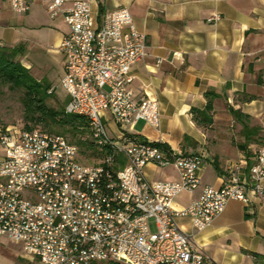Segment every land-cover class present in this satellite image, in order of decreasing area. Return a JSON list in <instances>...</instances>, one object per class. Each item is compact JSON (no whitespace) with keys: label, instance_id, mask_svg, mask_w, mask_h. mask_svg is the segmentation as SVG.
<instances>
[{"label":"built area","instance_id":"2783aa9c","mask_svg":"<svg viewBox=\"0 0 264 264\" xmlns=\"http://www.w3.org/2000/svg\"><path fill=\"white\" fill-rule=\"evenodd\" d=\"M7 1L19 14L39 1L51 19L63 18L68 27L59 46L65 112L83 116L97 147H109L112 154L86 165L78 147L63 135L14 128L0 133V236L19 243L39 264H214L176 219L188 217L201 231L229 200L248 204L249 194L264 196V146L251 164L230 162L221 187L205 185L189 205L174 209L179 194L201 186L204 155L166 156L162 144L131 133L138 120L158 127L160 111L155 99L133 97L131 69L145 59L147 39L130 12L117 8L98 19L87 0L68 6V0ZM105 112L117 128L113 136ZM115 155L125 163L112 172ZM148 164L172 165L179 181H147L143 170Z\"/></svg>","mask_w":264,"mask_h":264},{"label":"crops","instance_id":"0c3cea01","mask_svg":"<svg viewBox=\"0 0 264 264\" xmlns=\"http://www.w3.org/2000/svg\"><path fill=\"white\" fill-rule=\"evenodd\" d=\"M87 1L98 19L105 11L126 8L137 31L146 36L147 55L132 67L130 87L135 100L147 96L158 102L160 122L153 127L138 120L131 133L174 153L204 155L201 186L179 194L174 209L189 205L205 185L221 187L230 162H253L264 146V0ZM212 16L218 19L209 21ZM67 33L63 18L51 19L42 2L19 14L7 0H0V46L24 44L23 65L37 80H48L53 92L54 84L62 88L64 60L59 46ZM210 90L218 97L207 119L198 117L196 122L191 110L205 109V93ZM63 96L67 103L64 90ZM104 121L115 135L117 128L107 112ZM143 174L150 182L179 181L172 165L148 164ZM176 221L214 264H264V196L249 194L248 204L229 200L201 231L188 217ZM0 264L39 262L19 243L0 236Z\"/></svg>","mask_w":264,"mask_h":264},{"label":"trees","instance_id":"16d2710c","mask_svg":"<svg viewBox=\"0 0 264 264\" xmlns=\"http://www.w3.org/2000/svg\"><path fill=\"white\" fill-rule=\"evenodd\" d=\"M24 44H19L14 47L0 46V84L8 86L11 89L21 91L20 102L23 106V117L26 123L24 129L32 130L35 126H43L49 133L63 135L70 133L74 143L81 154L87 155V158L97 162L102 157L112 154V149L109 147L99 149L91 138L87 120L80 115L65 112L64 107L58 109L48 105V100L55 97V93L51 90V84L48 80H37L28 68H26L18 57L25 54ZM50 91V93H48ZM207 104L204 110L192 108L193 118L198 122V117L207 119V114L212 110V101L218 97L213 91L205 93ZM236 114V113H235ZM239 116L243 114L239 113ZM247 117V116H244ZM54 128H61V132H55ZM55 132V133H53ZM258 130L254 133L257 136ZM160 149L166 156L170 155V149L164 145H159ZM116 164L110 166V170L115 172L118 166L125 163L123 156L115 155ZM256 257L257 254H253ZM108 264H119L109 261Z\"/></svg>","mask_w":264,"mask_h":264},{"label":"rangeland","instance_id":"374dc122","mask_svg":"<svg viewBox=\"0 0 264 264\" xmlns=\"http://www.w3.org/2000/svg\"><path fill=\"white\" fill-rule=\"evenodd\" d=\"M19 61L24 64L22 57H18ZM48 62V61H46ZM54 93L55 97H52L48 100V105L52 108L58 109L60 107H64V96L62 88L54 84ZM21 91L14 90L9 88L8 86L0 84V133L5 132L8 129H24L25 125L31 126L30 123H26L23 117V106L20 102ZM36 130H41L48 132L43 126H35L33 127ZM52 130H56L55 132H61V128H54ZM109 133L112 134L113 130L108 129ZM53 132V133H55ZM49 133V132H48ZM69 141H74L70 133H64ZM1 146V145H0ZM2 148V146H1ZM3 149V148H2ZM80 160L82 163L86 165H92L96 162L90 158H87V155L81 154ZM153 220H150V224L152 226ZM3 242H9L6 239H2ZM98 264H108L105 261L99 262Z\"/></svg>","mask_w":264,"mask_h":264}]
</instances>
